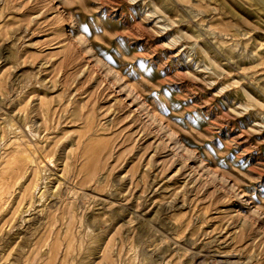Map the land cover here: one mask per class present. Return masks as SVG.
<instances>
[{"label": "rangeland", "instance_id": "rangeland-1", "mask_svg": "<svg viewBox=\"0 0 264 264\" xmlns=\"http://www.w3.org/2000/svg\"><path fill=\"white\" fill-rule=\"evenodd\" d=\"M0 264H264V0H0Z\"/></svg>", "mask_w": 264, "mask_h": 264}, {"label": "bare ground", "instance_id": "bare-ground-1", "mask_svg": "<svg viewBox=\"0 0 264 264\" xmlns=\"http://www.w3.org/2000/svg\"><path fill=\"white\" fill-rule=\"evenodd\" d=\"M27 163V159L25 157L22 158H14L10 162V169L14 172H21Z\"/></svg>", "mask_w": 264, "mask_h": 264}]
</instances>
